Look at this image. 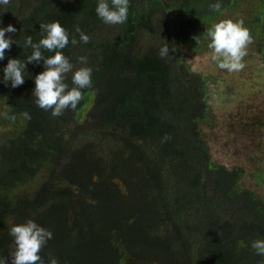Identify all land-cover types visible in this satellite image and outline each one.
<instances>
[{
    "label": "trees",
    "instance_id": "16d2710c",
    "mask_svg": "<svg viewBox=\"0 0 264 264\" xmlns=\"http://www.w3.org/2000/svg\"><path fill=\"white\" fill-rule=\"evenodd\" d=\"M98 2L0 5V27L16 29L0 60V260L11 264L10 228L31 220L52 234L38 253L44 264H264L251 247L264 240V143L240 152L220 138L223 154L207 139L213 105L242 88L191 64L212 57L209 28L242 21L252 42L241 62L247 78L263 80L264 0H129L122 24L104 23ZM52 22L68 33L59 50L73 65L68 89L75 70L92 69L76 109L59 116L35 103L43 61L26 64L16 88L3 80L9 59L32 54L26 38L38 43Z\"/></svg>",
    "mask_w": 264,
    "mask_h": 264
},
{
    "label": "clouds",
    "instance_id": "9594fccd",
    "mask_svg": "<svg viewBox=\"0 0 264 264\" xmlns=\"http://www.w3.org/2000/svg\"><path fill=\"white\" fill-rule=\"evenodd\" d=\"M10 0H0V5H7ZM129 0H111V7L107 0H99L96 7L97 16L106 24H122L127 20ZM213 11H220V3L210 5ZM243 22L234 23L232 20H222L214 24L206 32L210 39L208 48L212 50V58L218 62L220 69L230 72L240 71L244 68L241 62L247 54L246 47L252 42L249 31L244 28ZM43 38L38 43H33L31 36L25 41V46H30L33 51L27 57V62L19 59H9L7 66L3 69V80L7 84L16 88L24 83L23 73L28 63H39L43 61L45 70L35 77V89L33 95L36 97L35 103L41 109L51 110L53 116L62 115L65 109H76L82 99L81 89L91 87L92 69L81 67L75 70L72 75V83L75 87L68 89L64 83L65 75L73 71V65L63 55L62 50L68 43V33L59 24L52 22L41 24ZM16 29L12 25L0 27V60L5 59V50L10 49L15 43L11 38L6 39V33H15ZM76 32L80 34V40L84 43L89 41L79 28ZM199 43L198 38H194ZM72 44H77L76 39H72ZM55 52L53 56L45 57L41 49ZM167 44L161 48L160 55H168ZM81 63H87L86 57L78 58ZM26 119H30L28 113L22 114ZM12 119H15L13 116ZM9 234L14 238L15 250L11 254V264H44L40 255L41 249L47 241L52 238L51 232L38 226L29 220L24 224L14 225L10 228ZM251 247L257 255L264 256V240L252 242ZM0 264H5V260H0ZM49 264H58L55 258H51Z\"/></svg>",
    "mask_w": 264,
    "mask_h": 264
},
{
    "label": "rangeland",
    "instance_id": "374dc122",
    "mask_svg": "<svg viewBox=\"0 0 264 264\" xmlns=\"http://www.w3.org/2000/svg\"><path fill=\"white\" fill-rule=\"evenodd\" d=\"M204 56L203 53L198 54V59L193 57L191 59L192 67L218 78L223 76L226 86H229V90L232 92L233 88L231 87L236 86V84L242 88V91L241 88L238 90L241 91L240 94L224 96L219 103L213 105L215 109L214 121L212 124L204 125L207 139H210L213 144L216 141L220 145L222 144V148L219 149L221 153L226 144L220 143V138L226 140L232 149L240 152L255 149V146L264 143V79L247 78L250 64H245L242 70L236 72H230L226 69L215 71L212 66V57L206 56L208 60ZM1 108L2 106H0V110ZM223 154L226 152L224 151ZM229 156L232 157L233 154L230 153ZM37 187V183L31 184L29 187H25L22 193L33 191Z\"/></svg>",
    "mask_w": 264,
    "mask_h": 264
}]
</instances>
